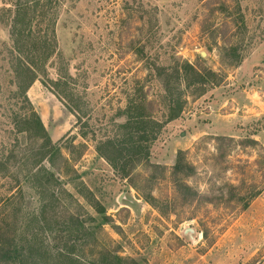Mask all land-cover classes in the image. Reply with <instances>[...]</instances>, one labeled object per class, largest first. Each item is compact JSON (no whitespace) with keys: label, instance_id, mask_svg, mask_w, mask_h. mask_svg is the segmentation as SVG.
Segmentation results:
<instances>
[{"label":"rangeland","instance_id":"obj_1","mask_svg":"<svg viewBox=\"0 0 264 264\" xmlns=\"http://www.w3.org/2000/svg\"><path fill=\"white\" fill-rule=\"evenodd\" d=\"M13 1L0 243L27 264H264V0H58L56 54L26 91L57 148L38 166L13 124ZM136 131L154 139L134 137L133 165L97 154Z\"/></svg>","mask_w":264,"mask_h":264},{"label":"trees","instance_id":"obj_2","mask_svg":"<svg viewBox=\"0 0 264 264\" xmlns=\"http://www.w3.org/2000/svg\"><path fill=\"white\" fill-rule=\"evenodd\" d=\"M58 2V0H14L12 3L13 11H9L10 17L8 15L6 20V22L8 21L6 27L9 30L15 62L13 72L16 80L15 107L19 112L17 118L13 119V124L20 132L26 133L29 137L41 142V145L36 148L33 162L37 166L44 160L47 161L48 155L52 151H55V149L57 150V148L51 143L38 115L29 103L26 91L37 78L43 79L46 63L56 54L54 23L57 13L54 9L58 5ZM183 65L181 64V68H183ZM140 123L143 127H159L153 121H143ZM137 134H143L144 140L151 141L154 139L153 132L151 134L146 133L145 135L143 131L140 133L136 131L133 135H128L126 143L107 141L103 144L104 148L97 146L96 152L108 161L112 160V157L109 156L113 155L115 159L124 164V168L128 164L133 165L134 162L139 161L138 157L130 159V156L127 154L125 155V161L121 155L127 153V149L132 151L139 149V143L134 141V137L138 136ZM102 150L110 155H104ZM121 172V178L124 179L127 171L123 169ZM174 174L178 175L177 173ZM48 176H51V173ZM45 182H48V179H45ZM46 247L43 249L39 246V248H35L34 252H37V254L48 253L49 245H46ZM23 251V246L17 249L12 240L7 245L0 243V263L27 264L21 258ZM32 264H50V261L47 258H38Z\"/></svg>","mask_w":264,"mask_h":264}]
</instances>
